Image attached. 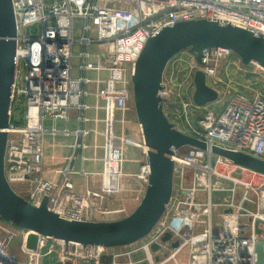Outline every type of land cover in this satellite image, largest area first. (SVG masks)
<instances>
[{
	"label": "built area",
	"instance_id": "2783aa9c",
	"mask_svg": "<svg viewBox=\"0 0 264 264\" xmlns=\"http://www.w3.org/2000/svg\"><path fill=\"white\" fill-rule=\"evenodd\" d=\"M12 4L16 69L5 178L33 206L39 207L47 197L49 210L70 221H96V214L104 218L122 212L103 204L123 189L126 149L146 152L143 140L133 139L123 129L125 114L134 110V105L129 107L131 78L149 39L178 22L203 19L264 36V0H12ZM233 55L232 50L214 48L204 52L199 64L183 51L167 64L159 91L164 113L176 130L204 141L208 149L185 146L174 152L178 189L173 188L165 214L145 238L107 248L38 235L37 248L30 249L28 238L36 233L0 218V264H44L45 257L54 254L56 264H103L104 256L112 257L109 264H256L255 247L260 241L264 245V175L211 151L218 147L264 161V95L242 91L229 95L222 88L221 65ZM75 69L77 78L72 77ZM197 71L219 94L216 102L204 107L193 101ZM188 79L191 85L185 86ZM91 96L103 102L98 106L104 111L101 184L98 190L77 193L70 164L87 149L86 138L98 134L86 128ZM117 113L122 115L120 132L115 129ZM71 120L75 129L57 127V122ZM59 135L77 139L70 164L57 171L61 182L56 183L42 176V164L46 137ZM149 176L145 161L136 178L146 187ZM217 194L224 196L217 199ZM17 233L23 258L12 251ZM166 233L172 237L163 242ZM155 244L159 249L153 252ZM140 254L143 257L136 258Z\"/></svg>",
	"mask_w": 264,
	"mask_h": 264
},
{
	"label": "water",
	"instance_id": "95a60500",
	"mask_svg": "<svg viewBox=\"0 0 264 264\" xmlns=\"http://www.w3.org/2000/svg\"><path fill=\"white\" fill-rule=\"evenodd\" d=\"M16 20L12 0H0V218L15 226L32 231L27 247L36 249L38 235L107 248L128 246L145 238L166 212L174 188L176 150L192 146L207 150L208 145L195 137L176 130L166 117L159 96L168 62L177 54L188 51L201 64L204 52L214 48L232 50L244 64L256 63L264 69V36L228 23L208 20L178 22L163 28L146 43L131 78L133 104L141 127L146 163L150 168L148 185L137 207L126 217L114 221H70L49 210L48 198L39 207L18 195L5 178V151L10 127V96L15 79ZM193 101L198 107L218 100V92L207 83L205 74L194 76ZM215 155L234 164L264 175V161L244 153L212 147ZM256 233L260 234L259 228ZM166 233L163 242L170 240ZM178 242L173 244L177 247ZM158 245L152 246L156 252ZM256 264H263L264 245L255 247ZM103 264L112 261L102 258Z\"/></svg>",
	"mask_w": 264,
	"mask_h": 264
},
{
	"label": "crops",
	"instance_id": "0c3cea01",
	"mask_svg": "<svg viewBox=\"0 0 264 264\" xmlns=\"http://www.w3.org/2000/svg\"><path fill=\"white\" fill-rule=\"evenodd\" d=\"M74 66L76 67L77 65L74 64ZM77 76H78V72L75 69L72 73V77L77 78ZM88 99L89 97L87 98V104H88ZM132 105H134L133 102ZM88 106L89 109L86 112V117L91 121L86 124V128L91 130L96 129L98 134L94 135L91 133L86 138V143L88 144L87 149L82 151L80 154L77 153L79 154V157L70 164L69 157L73 152L72 145L75 143L77 138L74 135L68 137L59 135L56 137L47 136L45 139V145L43 151L44 159L42 164V176L48 180H52L56 183H60L61 176L60 174L57 173V171L69 166L70 164L74 172L71 175V179L74 183V190L77 193H82L86 189L98 190L101 184L100 174L103 169V164H102L103 151L101 147L103 145L102 134L104 130L100 131L99 125L100 123H102V125L104 126L102 122L104 118V111L101 110L103 114L102 118L99 117L100 112H96V119H99L100 122L96 123V127H93L94 118L88 116V113L91 110V105L88 104ZM117 115H119V117L122 118V115L120 113H117ZM124 117L127 122L125 128L123 129L125 133L128 136L132 137L133 139L142 142L143 140L142 133L136 115L133 114L130 110L125 114ZM118 119L121 120L120 118ZM47 124L49 125L50 123L47 122ZM66 126L75 129L77 127V124L74 120H71L69 123L65 121L57 122V127L60 129ZM125 155H127V159H125V163L123 166V171L126 175L124 181L126 180L129 181L132 179L138 180L136 178V174H138L140 167L146 161V152H144L142 148L128 147L126 149ZM82 156L85 157L84 160L81 158ZM82 170L84 174L81 173ZM144 190L145 188L143 189L140 188L137 194L134 195L131 194L130 198H128L131 203L128 202V204H126V201H122V203L118 202L119 201L117 198L118 196L108 198L107 200L104 201L103 205L107 207L109 210H122V212L119 214L111 215L109 216L110 218H106V217L99 218L97 219V221L121 219L122 217L120 216V214L122 213L124 214L128 213L129 215L130 212H132L139 204V201L143 197ZM127 209H129V212Z\"/></svg>",
	"mask_w": 264,
	"mask_h": 264
},
{
	"label": "rangeland",
	"instance_id": "374dc122",
	"mask_svg": "<svg viewBox=\"0 0 264 264\" xmlns=\"http://www.w3.org/2000/svg\"><path fill=\"white\" fill-rule=\"evenodd\" d=\"M76 34L78 32V28H80V22L77 20L76 22ZM78 37V35H76ZM188 55L184 56V59H187ZM73 64L77 65V61L74 60ZM172 68V66H171ZM176 68V67H174ZM181 69V68H180ZM171 70V69H170ZM180 76L182 77V80H185V74L179 70ZM187 72V70L185 71ZM188 73V72H187ZM220 74L223 79V89L227 94L231 95L235 93V91H242L245 93H260L264 95V71L259 68V66L256 63H249V64H244L241 59L237 55H233L229 60H226L225 63L221 65V70ZM105 76V75H104ZM90 77L93 78L95 77L93 73L90 74ZM190 84V80L186 81L185 86H188ZM191 85V84H190ZM189 85V86H190ZM221 89V88H220ZM173 103L176 105L177 100L174 99ZM88 104L91 105V110L88 113V116L93 117V122L96 120V112L99 113V117L102 118V112L101 109H98V106H103V102H98L96 98L94 97H89L88 99ZM132 102L129 103V107H132ZM134 107V106H133ZM133 114L136 115L135 109L131 110ZM121 117L117 115V123L115 125V129L117 132L120 131L122 128L120 121H118ZM178 117L174 119L177 121ZM140 126V125H139ZM93 127H96V122L93 123ZM100 131L104 130V126L102 123L99 125ZM120 128V129H119ZM182 154L185 153L184 151L181 152ZM125 159H127V155H125ZM128 162V161H127ZM218 169L222 171L223 167L218 166ZM244 179H248L246 174L243 176ZM139 181V183H138ZM179 186V179L175 178L174 180V189L177 191ZM146 187L140 180H126L123 182V189L120 194H118V202L122 203V201H126V204L131 203L128 198H130L131 194H137L138 191ZM144 190V192H145ZM144 195V194H143ZM224 196V195H223ZM222 195L217 194V199L223 197ZM142 199V198H141ZM140 202V201H139ZM129 212V209H127ZM131 213V212H130ZM127 214H120L122 218L126 217ZM96 221L97 219L101 218L99 214H96ZM109 216L111 215H106V218H110ZM119 216V215H117ZM121 218V219H122ZM115 220V219H114ZM114 220H104V221H114ZM118 220V219H117ZM103 221V220H99ZM18 238L16 237L15 240L13 241V246H12V251L17 254L20 258H23L21 252H20V239H21V233H17ZM143 257L142 254L136 256V258H141ZM183 255L179 256L180 261L182 260ZM55 254L52 256H46L44 259V264H56L55 263ZM173 264V263H171Z\"/></svg>",
	"mask_w": 264,
	"mask_h": 264
},
{
	"label": "bare ground",
	"instance_id": "6f19581e",
	"mask_svg": "<svg viewBox=\"0 0 264 264\" xmlns=\"http://www.w3.org/2000/svg\"><path fill=\"white\" fill-rule=\"evenodd\" d=\"M31 234H33V233H31Z\"/></svg>",
	"mask_w": 264,
	"mask_h": 264
}]
</instances>
